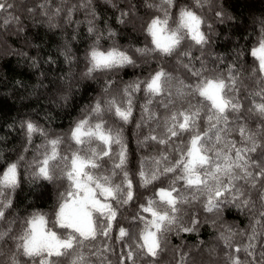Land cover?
Listing matches in <instances>:
<instances>
[{"label":"snow or ice","instance_id":"obj_1","mask_svg":"<svg viewBox=\"0 0 264 264\" xmlns=\"http://www.w3.org/2000/svg\"><path fill=\"white\" fill-rule=\"evenodd\" d=\"M104 2L116 7L112 0ZM205 2L193 0L189 6L179 0H143L146 9L159 14L144 25L151 47L134 49L141 57H175L191 82L163 66L123 82L118 90L108 76L101 94L81 109L67 133H50L31 119L20 121L27 145L23 152L31 147L32 158L22 153L4 163L0 151V245H11L7 252L0 247L5 257L0 264H94L92 257L95 264H158L168 250L169 234L197 231L200 220L185 208L197 202L218 216L232 208L248 210L247 233L228 225L218 239L226 264H264V21L247 50L257 84L248 90L235 63L218 71L199 58L197 68L191 59V47L203 49L213 31L194 10ZM13 7L10 0H0V13H8L3 24L20 23L9 12ZM35 7L50 28L59 26L61 17L72 24L74 13L84 12L85 20L75 23H86L94 40L84 55L83 78L139 67L127 51L100 44L105 33L97 28L93 0H39ZM127 15L121 11L118 22ZM107 35L115 33L109 28ZM61 54L66 62L74 59L69 44ZM140 93L143 102L134 118ZM130 124L136 129V149L144 150L135 161L123 127ZM37 136L40 143L33 145ZM25 173L33 182L56 181L62 187L50 212L35 207L24 216L15 212L14 197ZM133 204L135 210L124 215ZM238 235L246 242L236 243ZM172 252L176 264H187L188 253H181L180 246Z\"/></svg>","mask_w":264,"mask_h":264},{"label":"trees","instance_id":"obj_2","mask_svg":"<svg viewBox=\"0 0 264 264\" xmlns=\"http://www.w3.org/2000/svg\"><path fill=\"white\" fill-rule=\"evenodd\" d=\"M10 2L14 7L9 12L18 16L20 23L5 25L3 18L8 13H0V151L3 153L4 163L15 161L22 153L26 160L32 158L31 147L27 153L23 152L27 145L24 130L20 128L21 120L31 119L50 133H67L71 121L80 117L81 109L101 94L103 80L108 76L116 81L113 89L118 90L123 82H131L137 77L145 78L158 66H163L173 76L191 82L186 70L176 64L175 57H161L158 54L141 57L135 53V48L151 47L144 25L154 14H159L155 10L146 9L143 0H112L116 7L104 0H93L99 16L97 28L105 33L100 44L103 47L115 44L133 56L139 65L115 73H97L94 80L82 77L86 69L84 55L94 40V36L87 32L86 23H75L85 20L83 11L74 13L72 24H65L61 17L59 26L50 28L47 19L35 7L39 0ZM72 2L75 3L76 0ZM192 2L193 0H179L181 5L191 6ZM29 7L33 8V12L28 11ZM194 10L213 29L209 34V43L203 49L200 46L191 47V59L195 66L198 68L199 59H203L209 67L222 71L227 65L235 63L241 70V79L246 88H256V78L252 76L254 64L247 50L256 43L260 35L261 22L264 21V0H206L202 8ZM121 11L128 13L122 24L118 22ZM217 12H223V17L218 18ZM109 28L115 35L108 37ZM73 36L75 39H72ZM66 44L70 45L74 55L70 63L61 54L65 51ZM187 46L186 43L185 47ZM217 58H222V62H217ZM183 62L187 63L188 58H183ZM61 96L68 97L67 101L61 100ZM142 102L143 93H140L134 118H138L139 104ZM250 126L255 127V122H250ZM123 127L135 161L137 155L144 154V150L136 149L134 124ZM39 143L40 138L34 137L33 145ZM21 163V172L24 173L23 162ZM24 175L26 178L22 180L14 197L15 212L24 216L34 207L50 212V206L56 202L57 193L62 187L58 188L56 181L33 182L31 178H27L26 173ZM185 208L189 216L195 214L200 220L197 231L169 234L168 250L161 255L158 264H176L174 257L177 254L172 252L175 246H180L181 253H188L187 264H226V250L218 236L226 231L228 225L236 231L244 230L247 233L251 213L232 208L218 216L205 212L198 202ZM134 210L135 204L128 206L123 210L124 215H130ZM10 214L11 210L6 215ZM234 240L236 243L246 242L239 235ZM0 247H4L7 252L11 245ZM261 250L258 245L257 252ZM2 259L5 257H0ZM95 259L92 257L94 264ZM110 259L115 262L114 256H110Z\"/></svg>","mask_w":264,"mask_h":264}]
</instances>
